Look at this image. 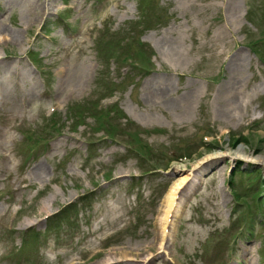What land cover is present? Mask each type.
Wrapping results in <instances>:
<instances>
[{"label": "rangeland", "instance_id": "1", "mask_svg": "<svg viewBox=\"0 0 264 264\" xmlns=\"http://www.w3.org/2000/svg\"><path fill=\"white\" fill-rule=\"evenodd\" d=\"M63 1L0 0V19L12 13V26L6 31L20 39L19 43L0 39V56L4 57L0 59V264H109L105 254L94 255V251L100 248L104 237L125 223L137 227L129 231V236L120 233L119 240L112 236L118 241L114 248L150 247L156 252L151 242L159 240L163 231L169 192L178 178L190 176L191 172L170 225L167 257L171 258V264H204V258H211L206 255L207 235L215 226L193 223V218L200 220L209 215L215 220V205L217 213L233 207L229 190L223 188L232 168L237 173L242 170L244 177L251 172L264 180V166L235 158L230 152L240 146L233 147L231 135L244 134L248 138L242 142L245 151L264 154V62L248 44L249 40L264 38V0H237L233 14L228 12V5H235V0H145L147 21L153 27L140 34L155 51L151 70L145 73L122 61L100 58L97 53L101 39L104 36L109 39L111 31L122 29V37L136 35L131 28L139 19V0H69L76 6L71 9L69 19L50 14L46 27L49 36L35 38L33 47L43 55L40 72L16 47L22 43L25 27L33 23L28 17L30 7L37 9L39 17L40 11L48 7L52 12ZM20 5L24 8L22 13ZM250 7L258 23L248 21L246 13ZM33 27L31 35L36 32L37 23ZM4 34L0 32V37ZM162 43L171 46L164 49L160 47ZM239 54L242 61L235 65V73L233 58ZM102 69L108 73L97 79ZM238 73L242 100L232 110L227 105L225 85L229 81L234 83ZM95 81L104 83L105 91L114 95L101 102V107L117 103L120 112L148 118L143 119L147 124L169 127L166 132L143 135L155 152L166 149L171 154H180L184 149L192 150V159L174 160L163 175L146 176L140 181L128 174L137 172L138 165L145 161L124 140L97 142L90 159L88 142L98 140L104 132L90 130L93 118H87L85 125H78L73 131L67 102L77 109L92 103L91 100L97 102L93 92ZM162 92L165 100L158 94ZM100 95L98 101L104 97ZM167 100L174 101L175 106H170ZM57 104L62 105L61 109L50 116L47 109L58 107ZM49 122L59 123L62 132L51 138L46 153L25 166L22 151L27 146L19 144L18 131L21 127L39 128ZM129 128L136 127L127 123L121 131ZM203 134H212L210 146L204 144ZM202 161L206 162L199 166ZM39 164L45 167L42 174L37 176L29 171ZM105 173L111 174L109 181ZM260 181L240 182L239 176L234 178V195L246 230L253 229L255 219L264 215V183ZM95 183H101L97 190L103 195L95 196L90 209L78 212L76 229L53 233L41 239L36 247L22 250L24 231L30 224L44 213H54L61 206L77 201L79 195L95 189ZM131 186L137 190L129 191ZM228 214L225 212L223 218ZM237 217L239 221L240 216ZM260 220V229L256 231L263 232L264 218ZM229 222L225 220L224 224ZM218 226L219 242L227 246L231 231ZM244 237L238 236L249 241V252L242 249L245 260L237 257L235 262L256 264L261 241ZM228 257L222 256L223 264H228ZM142 259L122 264H144ZM210 262H214L213 257ZM147 264L169 263L161 255Z\"/></svg>", "mask_w": 264, "mask_h": 264}, {"label": "bare ground", "instance_id": "2", "mask_svg": "<svg viewBox=\"0 0 264 264\" xmlns=\"http://www.w3.org/2000/svg\"><path fill=\"white\" fill-rule=\"evenodd\" d=\"M20 12L22 13V11L24 10L23 6L20 5ZM237 10V0H235V5L234 4H231V5H228V12L230 14H233L234 11ZM36 15V13H35ZM35 15H31L30 18H34ZM5 24L4 23H1L0 24V32H3L6 30L5 28ZM7 27V26H6ZM164 40V39H163ZM162 47H170L171 46V43H162L160 44ZM176 52V51H174ZM233 60H236L234 62V66L239 63V61H242V55L239 54V55H236ZM237 72L236 70V66H235V73ZM240 86H241V76L239 75V73L236 75L235 77V81L234 83H232L231 81H229L226 85H225V94H226V99H227V105L228 106H231L232 107V110L237 108L240 104H241V95H240ZM164 87H166V85H164ZM153 94V93H152ZM160 94L161 98H164L163 100H165V96H162L163 95V92L162 93H158ZM167 103L170 105V106H175V102L174 101H170V100H167ZM187 106H191V105H187ZM244 119V118H243ZM231 153H233L234 155H232L233 157L235 158H242L246 161H250V162H256V163H261L264 165V154H248L246 151H245V144H241L235 151H230ZM37 174H40L41 172H44L45 171V167L43 166H38L37 167ZM187 176H184V177H181L179 178V180L177 181V184L174 186V190L171 192V201H170V204L169 206L172 207L173 205V197L176 196V193L177 191L186 183V180H187ZM166 213H169V212H166ZM169 218V214H166L165 216V224L167 222ZM170 230V228H169ZM165 231H166V225H164L163 227V231H162V240H161V247L158 251V253H160L161 249H165L167 247V245L163 242L164 240V236H165ZM148 252V249L147 248H144V249H133V250H124V251H119L118 253L117 252H109V260H114L115 257L120 254L121 258L119 260V262H124V261H127V262H134V261H138L140 257L144 258L145 255L147 254ZM108 257V255H106ZM170 258V257H168ZM169 261V260H168ZM171 264V263H170Z\"/></svg>", "mask_w": 264, "mask_h": 264}]
</instances>
